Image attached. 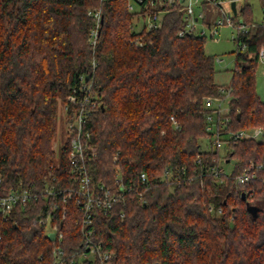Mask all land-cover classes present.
Here are the masks:
<instances>
[{"label": "trees", "instance_id": "trees-1", "mask_svg": "<svg viewBox=\"0 0 264 264\" xmlns=\"http://www.w3.org/2000/svg\"><path fill=\"white\" fill-rule=\"evenodd\" d=\"M95 9L102 19L93 46L96 21L89 11ZM240 14L235 27L243 23L248 31H238L231 81L219 85L206 36H179L185 18L178 8L165 15L161 29L138 33L128 0H0V196L20 183L36 193L46 183L73 185L70 142L53 150L58 101L73 113L70 98L79 93L80 78H88L100 104L86 125L90 186L121 195L111 211L95 215L94 240L121 264H264V144L229 139L225 157L204 146L217 133L264 129L256 81L264 22L254 21L249 4ZM210 98L228 99L215 133L208 131ZM222 160L234 165L228 177L217 178L210 168ZM251 165L255 179L238 185ZM172 167L187 168L192 179L163 180ZM117 168L130 191H121ZM138 192L144 201L132 198ZM53 203L67 210L64 241L82 240L83 214L73 200L39 198L0 217V264H54L45 227L33 223Z\"/></svg>", "mask_w": 264, "mask_h": 264}, {"label": "built area", "instance_id": "built-area-1", "mask_svg": "<svg viewBox=\"0 0 264 264\" xmlns=\"http://www.w3.org/2000/svg\"><path fill=\"white\" fill-rule=\"evenodd\" d=\"M206 4H210L218 10L220 17L210 25V36L215 37L219 33L221 26L235 27L234 17L227 13L223 8V1L221 0H128V9L134 14V31L135 27L141 24L140 30L136 31H156L163 27L165 15L171 8H178L183 12L185 18V27L179 32V36L183 37L186 33L195 31L198 35L206 36L207 33L203 30L201 33L197 32L196 25L199 21L205 19V13L202 9ZM89 15L96 21V28L90 33V43L95 46L98 38V27L102 19L100 10H90ZM136 21V24H135ZM239 32L246 33L248 31L245 24L241 23L238 28ZM136 45L142 46L141 39H136ZM245 47H243V50ZM260 62H264V51L261 52ZM81 86L79 93L71 96L70 101L77 105L70 113L67 107V114L70 116L69 127L67 128L68 140L71 145V152L69 154V173L71 178L75 181L73 185L67 188H58L54 184L46 183L44 188L39 193L25 188L20 183L18 187L12 188L6 195L0 196V217L8 218L15 208H27L34 200L43 199H63V203H67L69 199L75 202L77 208L82 212V229L83 238L81 241H64V231L62 230L63 222L67 216L66 208L61 209L59 203H53L48 209H44L42 214H38L34 219V224L40 227H45L46 234H54L52 241V256L54 264H121L115 260L113 252L105 251L101 243H97L93 234L94 218L97 213L106 214L113 209L115 202L121 195L105 185L99 184L97 187L90 186V179L87 174L85 166L86 151L90 144V131L87 128V123L90 117L98 111L100 106L98 102V95L93 88V82L88 78L81 77ZM225 92L224 89H222ZM214 100H222L218 98H210L206 105L211 104ZM220 108V107H219ZM220 111V110H219ZM217 111V112H219ZM213 117L208 116V131H216V125H213ZM229 139H251L260 141L264 144V129L262 127H255L240 131L234 135L229 136ZM210 149H221L223 141L220 134H214L209 141ZM94 152L96 148H91ZM115 156L114 161H117ZM216 162V159L213 160ZM205 169V168H204ZM210 170L215 172L217 178L228 177L229 172L220 165L211 167ZM206 172L209 171L205 169ZM256 177L255 166L250 168L240 175L237 179V184L245 186L249 184ZM142 182L147 180L146 173L141 175ZM167 182H180L191 180L192 177L188 175L187 168L176 167L167 168L162 177ZM117 181L123 193L130 191L124 188L121 183L120 168H117ZM2 183V173L0 172V185ZM133 199L144 201V193L138 192L131 195ZM210 211L216 215L221 214L222 209H215L213 205L210 206ZM124 216V214H122ZM130 264V263H127ZM146 264H162L159 261L149 262Z\"/></svg>", "mask_w": 264, "mask_h": 264}, {"label": "rangeland", "instance_id": "rangeland-1", "mask_svg": "<svg viewBox=\"0 0 264 264\" xmlns=\"http://www.w3.org/2000/svg\"><path fill=\"white\" fill-rule=\"evenodd\" d=\"M223 1V8L227 13H230L234 17L232 10V3H236V8L238 12L237 19L242 20L240 10L245 4L251 6L253 19L256 23L264 22V0H221ZM97 10V9H95ZM205 22L199 21L196 25L197 32L201 33L203 30L206 31V52L216 58V82L219 85H229L231 81L232 71L236 66V39L238 37L237 27L232 26H221L219 28V33L215 37L210 36V26L209 23H213L216 20V16L220 17L218 13L209 11L208 9L204 11ZM134 24V22H133ZM136 24V21H135ZM140 25L135 27V31L140 30ZM256 81H257V93L262 101H264V62H259L256 71ZM58 123H57V137L53 142V150L58 153L60 148L68 140L67 128L70 123V116L67 114V104L61 99L58 101ZM220 107V108H219ZM206 108L211 112L209 115L213 117V125L217 124L218 113L221 110L222 113H226L228 109V99L225 100H214L211 104H208ZM223 141L221 152L222 157L229 151V137L226 135L221 136ZM210 138L206 139L204 142L205 149H207V144ZM222 166L226 171L230 172L233 168L234 161L224 163L222 160Z\"/></svg>", "mask_w": 264, "mask_h": 264}, {"label": "water", "instance_id": "water-1", "mask_svg": "<svg viewBox=\"0 0 264 264\" xmlns=\"http://www.w3.org/2000/svg\"><path fill=\"white\" fill-rule=\"evenodd\" d=\"M232 10H233V13H234V15L236 16L237 15V8H236V3H232ZM243 199H245V193H243ZM248 209H249V211H250V213L254 216V217H256V215H257V208L255 207V206H253V205H250L249 207H248ZM50 239H54V234H50Z\"/></svg>", "mask_w": 264, "mask_h": 264}, {"label": "crops", "instance_id": "crops-1", "mask_svg": "<svg viewBox=\"0 0 264 264\" xmlns=\"http://www.w3.org/2000/svg\"><path fill=\"white\" fill-rule=\"evenodd\" d=\"M202 9L205 11V10H209V11H211L212 9H213V11H215L216 13H218V10L215 8V7H213L212 5H210V4H206L205 6H203L202 7ZM219 14V13H218ZM217 17L218 16H216V19H217ZM210 25L212 24V23H209Z\"/></svg>", "mask_w": 264, "mask_h": 264}]
</instances>
